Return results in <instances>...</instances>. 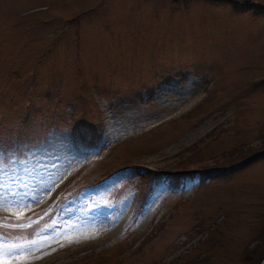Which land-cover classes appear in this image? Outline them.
I'll return each mask as SVG.
<instances>
[{"label":"rangeland","instance_id":"rangeland-1","mask_svg":"<svg viewBox=\"0 0 264 264\" xmlns=\"http://www.w3.org/2000/svg\"><path fill=\"white\" fill-rule=\"evenodd\" d=\"M262 5L0 0V245H25L24 264H239L264 222V158L158 178L264 148ZM122 162L157 172L142 211L143 182L113 169L37 221L65 181Z\"/></svg>","mask_w":264,"mask_h":264},{"label":"trees","instance_id":"trees-1","mask_svg":"<svg viewBox=\"0 0 264 264\" xmlns=\"http://www.w3.org/2000/svg\"><path fill=\"white\" fill-rule=\"evenodd\" d=\"M259 8H260L259 10H264V5L259 6ZM199 106L200 103L196 104L191 110H194ZM72 129L73 127H71V131ZM93 137L94 134L90 138H85L83 135H79V143L77 142L78 145H80L79 148H81V144H84L85 145L84 147L86 146L89 147L94 145ZM262 158H264V148L261 149L255 148V149H251L248 152H245V154L240 156L238 159H235L233 162L228 164L226 163L212 164L193 170H183L178 172L167 173L168 175L166 177V181L169 183L168 185L171 188H175L176 186H178L179 182L181 183L182 181L181 179L184 177L182 175L188 174L192 176L194 173H196L199 179V183H202L203 180L205 179H209L211 177L225 174L227 170L229 171H231V169L233 171L240 170L249 163L257 161ZM108 164L109 165H106L104 169L103 168L101 169L102 171L100 170L98 172H94L93 173L94 178L89 180L90 182L88 183L87 181L83 180L80 183H78L76 186H73V178L69 179L67 182L65 181L64 184L59 188V191H57L54 194V196L51 198L49 203L38 211L39 214H41L42 216L37 221L41 220L44 217H48L53 211L59 208V206L62 204L63 201L70 202L72 199H74L77 195L80 194L83 186L89 185V183H98L100 179L102 177H105L108 173L111 174L114 171H118L125 168H128L127 169L129 174V177H127L128 182L137 178H139L143 182L142 185L138 184L141 187L139 188L140 192L138 194V197L136 198L137 208L135 214L138 213L141 210V207L143 206L145 201L147 200V196L150 193L153 183H155L154 180L155 178L153 176H155V173L157 172H151V170L148 171L145 168H142L141 170L140 168H138L139 165H136L134 163L124 164L122 162L120 163V165L118 163H113V164L108 163ZM224 168H226L227 170ZM113 169H118V170H113ZM123 178L124 177H122L121 179ZM158 180H161V178H158ZM91 187L93 189L97 188L95 185H91ZM47 209H49V211L44 213V211ZM254 242H255L254 244L249 242L242 246L239 253L240 255L239 264H254L257 261V259L264 253V222L262 223V227L259 230V232L256 233L254 237Z\"/></svg>","mask_w":264,"mask_h":264},{"label":"snow or ice","instance_id":"snow-or-ice-1","mask_svg":"<svg viewBox=\"0 0 264 264\" xmlns=\"http://www.w3.org/2000/svg\"><path fill=\"white\" fill-rule=\"evenodd\" d=\"M35 243V241H31ZM25 245L12 244V245H0V264H24L26 254L24 252Z\"/></svg>","mask_w":264,"mask_h":264},{"label":"water","instance_id":"water-1","mask_svg":"<svg viewBox=\"0 0 264 264\" xmlns=\"http://www.w3.org/2000/svg\"><path fill=\"white\" fill-rule=\"evenodd\" d=\"M264 261V253L258 258V261L256 264H261Z\"/></svg>","mask_w":264,"mask_h":264},{"label":"bare ground","instance_id":"bare-ground-1","mask_svg":"<svg viewBox=\"0 0 264 264\" xmlns=\"http://www.w3.org/2000/svg\"><path fill=\"white\" fill-rule=\"evenodd\" d=\"M170 108H171V107H170ZM261 264H264V261H263Z\"/></svg>","mask_w":264,"mask_h":264}]
</instances>
